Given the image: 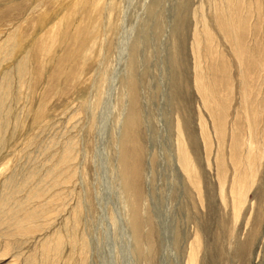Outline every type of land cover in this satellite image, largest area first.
I'll list each match as a JSON object with an SVG mask.
<instances>
[{
  "label": "rangeland",
  "instance_id": "1",
  "mask_svg": "<svg viewBox=\"0 0 264 264\" xmlns=\"http://www.w3.org/2000/svg\"><path fill=\"white\" fill-rule=\"evenodd\" d=\"M71 2L0 0V58L4 57L0 59V76L3 71L5 74L0 77V93L21 52L29 46L38 48L44 40L39 36L51 25L57 32L60 18L65 17L62 26L68 23L65 19L72 13ZM119 8L120 13L114 16L115 34H105L111 41L108 53L102 45V50L82 67L71 57L77 43L70 37L62 42L57 36L40 74L35 71L39 64H33L34 92L22 88L21 100L14 101L9 94L1 104L5 113L1 112L0 118L6 124L0 133V210L19 198L22 202L19 199L14 205L31 200L27 189L32 183L36 189L49 187L45 168L54 160L50 155L71 139L75 170L71 181L58 187L60 194L65 193L57 199L61 203L49 218L64 240L57 264H186L196 236L199 247L195 264H264V115L258 125L262 133L260 164L237 220L229 206L219 200L214 143L207 154L200 139L199 113L206 119L207 128H213L194 88L191 49L192 35L199 26L198 13H210L206 0H120ZM79 22L83 26L86 17ZM93 30L95 37L100 31ZM216 43L229 66L226 78L231 82V101L225 127L226 135H230L240 102L237 66L220 36ZM9 45L12 51L8 48V52ZM259 54L263 56L264 50ZM14 78L12 73L9 89L13 92L17 85ZM97 79L102 95L96 106ZM259 83V96L264 97V71ZM133 99L136 119L129 114ZM40 106L42 113L35 119L34 112ZM176 118L181 119L197 164L201 198L176 171ZM33 173L38 175L35 179L41 176L37 182L28 179ZM44 176L49 177L47 181ZM73 206L79 208L78 226L73 232L79 242L69 261L67 237L72 231L67 223L71 222L68 215ZM3 219L0 211V231L8 232ZM44 225L41 233L10 236L9 240L16 242L13 254L18 264H24L36 251L41 235L49 232ZM82 240L86 247L79 251Z\"/></svg>",
  "mask_w": 264,
  "mask_h": 264
},
{
  "label": "bare ground",
  "instance_id": "2",
  "mask_svg": "<svg viewBox=\"0 0 264 264\" xmlns=\"http://www.w3.org/2000/svg\"><path fill=\"white\" fill-rule=\"evenodd\" d=\"M206 3L209 6L210 13L209 15H204L203 12L200 11L197 17L195 16L196 22L199 26L192 35L194 39L191 51L194 56V88L201 100L203 110L208 113L211 120L212 131L207 128L206 119H204L200 113L197 122L198 128L200 129V139L207 154L211 153L213 143L215 146L213 157L215 158V173L216 183L219 189V200L225 207L229 206L232 218L237 220L240 211L247 202V196L252 189L261 160L262 133H260V127L258 125L264 115V112L262 111L264 97L259 96V77L264 71V65H262V60L260 59L262 55L260 56L259 53L264 50V0H206ZM68 5H71L70 9H72V13H70L69 16L67 15L68 17L65 19L68 23H65V25L63 24L64 26H62L61 21H63L65 17L63 19H59L58 17L57 19L59 20L55 19L58 21H55L56 24L59 25L56 26L57 32H54L53 29L55 28L53 25L49 28L46 25L45 27L48 28L47 30L45 28H40V31L42 32L44 29L46 30L44 33L41 32L42 34L39 36V38L44 37L42 43H39L40 46L38 48H35V46H29L28 49L21 52L18 61H16V63L14 62L13 66L10 64L13 68L12 73L14 74V79H16L15 82L17 85L13 87V92L9 89L10 75L12 73L7 75V77L5 76V79L3 77L4 85H1L3 92L0 93V114L3 112L1 104H4L3 101H6L9 94L12 95V100L17 101L19 99L21 100L23 89H26L28 92H34L36 81L35 71L39 73L44 62H48L50 59V54L52 53L51 51L55 44L52 40H54L55 37L59 36L60 41L62 40V42H64L63 40H68L66 38L70 37L72 41L74 40L77 43L76 50H74V47L72 49L71 57H73L75 62L81 63L82 67L93 59V55H95L97 51L102 50V45L105 46L103 49L107 51V53L109 52L111 41L106 39L105 34H115L117 30L114 16L117 17L120 13V0H73V2ZM83 16L86 17V23L83 26H80L83 21L81 23L79 21ZM45 23L46 22H43V25ZM95 28L96 32H100L94 37L95 31L93 29ZM217 35L220 36L229 47L237 66L238 95L240 97V102L238 106L239 108L235 111L237 121H235V123L233 122L230 135H226L227 131L225 127L228 117L227 115L229 113L227 112L228 104L231 101V82L226 78V72L229 66H226L227 60L226 62L223 61L222 51L217 48ZM109 38H111V35ZM248 41H252V43L249 44ZM256 41L260 43L256 44ZM262 41L263 44L261 45ZM8 48L10 49L11 46L9 45V47H7V51ZM263 57L264 55L262 58ZM1 58L4 59V57ZM34 63H38L39 67L38 69H35V71H31ZM79 69L81 70L80 67ZM41 72H43V70ZM2 74H4V71ZM12 82L11 78V84ZM95 86L96 93L94 101L97 106V104L101 102L100 99L102 95L100 79L96 80ZM134 101L136 100L133 99L129 114L136 119L138 115L136 114V104ZM29 111L31 112V110ZM32 112H34V110ZM41 113L42 107L34 112V118L37 119ZM3 116H6V114L2 115V117ZM0 120L1 133L4 131L3 129L6 123L1 118ZM175 129L174 157L176 160V166H174L176 167L178 175L182 176L186 181V184L197 193L199 198H201L200 178L197 173V164L191 156L189 144H187L185 133L181 127L180 118L177 119ZM68 140L69 142L67 143L66 141V143L62 145L63 147L60 146L61 149L54 151L52 155H50L51 157L53 156L50 158L54 160L52 165L49 161V166H51L45 168L47 173H45L46 176L50 177H47V179L49 178V187L47 186V189H44L43 187L36 189L37 185L35 186V183H32L30 185L32 187L27 189L29 190L28 194L33 198H31V200H35L33 204L30 199L26 201L27 198H25L24 201L26 202L14 205V202H18L19 198L18 201L13 202L11 200L14 206L8 201L12 206L7 204L8 208L4 207L3 210H0L3 214V220L8 227V232L7 229L5 232L2 230L0 231V264H6L3 262L7 259L10 260L7 264H14L19 260L18 257L13 254L16 242L12 240L10 241V236H25L30 233H41L45 228L42 227V223H44L49 232H51L48 234L49 232L47 231V234H44L43 236L41 235L36 251L34 250L31 255L26 257L24 264L58 263L57 259L61 257H59V254L64 245H62L64 240L58 235V229H54L53 222H51L52 219L49 218L53 213L55 206L61 203L59 201V203L56 202L57 199L59 200V197L65 193L63 190V194H60L59 191L61 192V190H59L58 187H61V184H68V182L71 181L69 177H73L75 170H73L72 163L74 157L73 153H75V151L73 152L74 148L71 144L73 141L71 139ZM0 141L2 140L0 139ZM34 175L35 174L33 173L28 179L37 182L41 176L35 179L38 175L36 177H34ZM40 180L43 181L42 179ZM48 184L45 183V186ZM39 186H41V184H39ZM15 191L17 194V189ZM12 193L15 194V192ZM13 195H11L12 198ZM65 199L62 200L64 201ZM29 202L32 205H30ZM5 203H7L6 200L3 204L5 205ZM62 204L60 205L62 206ZM57 207L59 208V206ZM78 210L79 208L76 207L71 211V215H68L69 221L71 220V222L67 224L70 227V232L72 231V234H67H71V236L67 237L66 235L68 239V248L70 250L69 261H72L75 255L73 251L77 249L76 246L79 242V239L76 240L74 238L75 234L73 233L74 231L76 232L75 228L78 226V219L76 218L78 216ZM83 240L79 244L81 246L79 251L81 249L83 250V247L86 245V243H83ZM198 247L199 238L196 236L193 244L190 245V252L188 253L186 264L196 263ZM81 261L83 262V259H81Z\"/></svg>",
  "mask_w": 264,
  "mask_h": 264
}]
</instances>
